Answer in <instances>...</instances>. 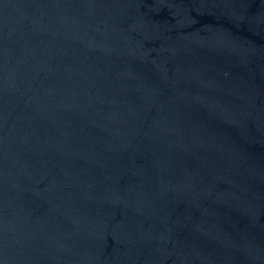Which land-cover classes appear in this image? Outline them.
<instances>
[{
	"label": "water",
	"instance_id": "water-1",
	"mask_svg": "<svg viewBox=\"0 0 264 264\" xmlns=\"http://www.w3.org/2000/svg\"><path fill=\"white\" fill-rule=\"evenodd\" d=\"M0 264H264V0H0Z\"/></svg>",
	"mask_w": 264,
	"mask_h": 264
}]
</instances>
